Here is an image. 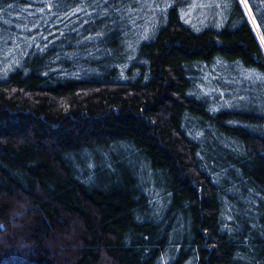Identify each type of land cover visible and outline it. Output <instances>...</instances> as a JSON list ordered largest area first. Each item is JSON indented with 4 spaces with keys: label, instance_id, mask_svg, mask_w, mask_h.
Listing matches in <instances>:
<instances>
[{
    "label": "trees",
    "instance_id": "obj_1",
    "mask_svg": "<svg viewBox=\"0 0 264 264\" xmlns=\"http://www.w3.org/2000/svg\"><path fill=\"white\" fill-rule=\"evenodd\" d=\"M0 264H264V0H0Z\"/></svg>",
    "mask_w": 264,
    "mask_h": 264
}]
</instances>
